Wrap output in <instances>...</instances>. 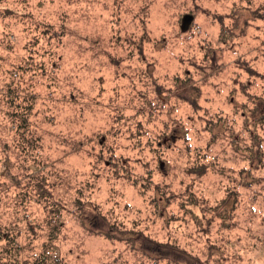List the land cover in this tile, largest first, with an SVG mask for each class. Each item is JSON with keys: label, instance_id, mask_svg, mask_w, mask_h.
I'll use <instances>...</instances> for the list:
<instances>
[{"label": "rangeland", "instance_id": "374dc122", "mask_svg": "<svg viewBox=\"0 0 264 264\" xmlns=\"http://www.w3.org/2000/svg\"><path fill=\"white\" fill-rule=\"evenodd\" d=\"M261 118L264 0H0L10 264H264Z\"/></svg>", "mask_w": 264, "mask_h": 264}, {"label": "trees", "instance_id": "16d2710c", "mask_svg": "<svg viewBox=\"0 0 264 264\" xmlns=\"http://www.w3.org/2000/svg\"><path fill=\"white\" fill-rule=\"evenodd\" d=\"M49 32L48 31H44L41 33V37H39L37 40H36V44L38 45L39 42L41 41L42 38H46V37H49V39H46L48 42L51 40L52 38V34L49 36L48 35ZM54 34V33H53ZM198 87L192 85L189 90L191 89H196ZM197 93H199L200 95V91H196ZM199 95H198V99H199ZM182 96L185 98V101H188L189 100V95L187 94H182ZM196 99L194 102H193V105L196 106V102L197 100ZM15 100H18L17 97H15ZM14 102V100H13ZM29 103H32L31 100H27L25 102V104H23L22 102L21 103H18L17 105V108L19 107L20 111L18 110L17 111V114L15 115V119L18 117V114H22L23 118L20 122H17V120L14 121V128L17 130V132L20 133V135H24V139L28 140V138L26 137L25 138V135L30 132V127H31V124H30V121H29V118H27L28 115H25L26 112H29L31 113V110H33V104H29ZM27 118V119H26ZM28 120V121H27ZM259 122L261 123H264V118H261V119H258ZM17 136V135H15ZM255 143V146H257V141L254 142ZM7 231H4L0 228V241L1 240H5V242H7L8 246L7 248L5 249H2V251H0V257H1V253L2 252H6V254L9 256L11 254H13L14 257H11L8 259V262H3L2 261V258H0V264H10L12 262H16L17 261V258L19 256V249H20V246H18L17 248L14 247V245L17 243L16 242V238L9 234V233H6ZM122 234V233H120ZM117 235H114L112 233L108 234L107 237L111 238V239H115ZM10 248V249H9ZM52 250V247L49 248L47 247V245L45 246L44 245V251L42 253H40L36 259L34 260V262L32 264H52V262H50V257L48 256L49 252ZM30 262V261H28Z\"/></svg>", "mask_w": 264, "mask_h": 264}, {"label": "water", "instance_id": "95a60500", "mask_svg": "<svg viewBox=\"0 0 264 264\" xmlns=\"http://www.w3.org/2000/svg\"><path fill=\"white\" fill-rule=\"evenodd\" d=\"M193 21H194V16L191 15V14H186L182 18L181 31L183 33H186L190 29L191 24L193 23Z\"/></svg>", "mask_w": 264, "mask_h": 264}]
</instances>
